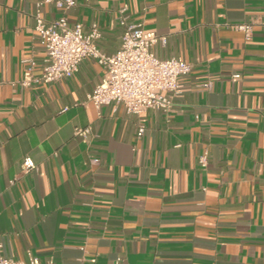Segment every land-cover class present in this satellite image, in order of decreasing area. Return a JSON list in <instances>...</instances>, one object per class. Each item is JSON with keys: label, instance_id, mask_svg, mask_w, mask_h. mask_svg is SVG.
Masks as SVG:
<instances>
[{"label": "crops", "instance_id": "1", "mask_svg": "<svg viewBox=\"0 0 264 264\" xmlns=\"http://www.w3.org/2000/svg\"><path fill=\"white\" fill-rule=\"evenodd\" d=\"M41 1L0 0L3 255L26 261L31 253L42 264H264V0H77L69 23L86 32L97 24L104 54L121 47L127 6L130 22L165 38L153 48L158 58L192 65L174 112L140 115L88 101L106 73L93 59L71 78L19 84L29 60L36 74L45 65L36 11L63 15ZM252 22L249 37L234 28ZM76 128H90L89 144ZM26 158L35 169L22 170Z\"/></svg>", "mask_w": 264, "mask_h": 264}, {"label": "built area", "instance_id": "2", "mask_svg": "<svg viewBox=\"0 0 264 264\" xmlns=\"http://www.w3.org/2000/svg\"><path fill=\"white\" fill-rule=\"evenodd\" d=\"M146 1V0H141ZM42 4L53 5L63 11L57 19L47 20L38 8L34 18L35 31L46 50L45 65L40 74L35 73V64L28 61L24 78L19 84L30 88L37 84H53L61 79L71 78L79 71L85 59L96 60L105 68L101 84L88 95V101L97 110L103 106H123L127 114L140 115L148 110H161L167 114L175 110V98L181 93L180 78L191 73L192 65L181 58L160 59L153 51L165 38L147 31L144 22L129 21L127 6L119 10L118 21L124 28L120 49L113 55L104 54L98 47L101 31L92 24L86 32L81 23L71 25L67 11L77 5V0H42ZM254 23H243L234 28L250 36ZM209 88L210 85L206 84ZM145 126L138 129V137L145 133ZM74 135L85 144L92 140L90 128H76ZM99 165L100 159L91 161ZM203 168L208 166L207 155L200 158ZM36 165L30 158L22 164V170L28 172ZM0 240V264H42L38 257L28 254V260L20 261L5 257ZM92 259L91 263H95ZM118 258L116 264H120Z\"/></svg>", "mask_w": 264, "mask_h": 264}]
</instances>
